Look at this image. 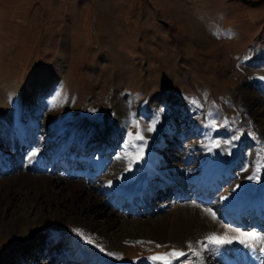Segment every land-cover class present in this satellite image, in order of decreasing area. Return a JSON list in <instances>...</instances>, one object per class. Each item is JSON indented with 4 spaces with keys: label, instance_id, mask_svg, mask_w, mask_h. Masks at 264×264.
Returning <instances> with one entry per match:
<instances>
[{
    "label": "rangeland",
    "instance_id": "374dc122",
    "mask_svg": "<svg viewBox=\"0 0 264 264\" xmlns=\"http://www.w3.org/2000/svg\"><path fill=\"white\" fill-rule=\"evenodd\" d=\"M199 35L207 41L202 44ZM259 108H264V0H0V264H152L148 257L174 244L126 238L122 245L131 257L116 262L112 231L90 228L84 224H94L93 218H76L69 213L72 205L49 201L41 182L51 179L50 189L58 193L74 183L83 186L76 208L93 192L101 202V213H92L97 221L109 215L144 220L155 216L156 205H191L199 201L194 197L209 194L204 180L216 171L199 177L202 188L194 197L190 193L192 199L166 197L174 186L172 197L186 198L187 180L181 177L191 186L195 170H185L198 158L203 171L219 167L214 159L207 162L215 154L225 158L231 175L222 176L209 202L217 222L232 233L234 225L224 223L231 216L219 199H232L236 185L248 194L264 191V173L257 172L260 183L247 179L258 164L264 168V117L253 114ZM134 119L141 129L158 119L155 131L143 133L147 145L139 163L128 155L138 151L133 142L142 143L135 141ZM212 119L219 131L206 127ZM234 131L243 134L233 147L226 141ZM80 138L91 139L86 143L91 148L80 151ZM159 143L165 148L157 159L163 167L145 177V169H138L157 158ZM77 158H88L87 168L78 169ZM101 159L104 164L95 171ZM72 170L78 177L69 175ZM127 173L124 184L145 177L146 189L127 190L142 196L158 192L150 209L146 198L136 216L110 201L117 197L113 186ZM14 179L18 186L7 188ZM148 181L156 184L148 189ZM207 257L210 264H225L218 255Z\"/></svg>",
    "mask_w": 264,
    "mask_h": 264
},
{
    "label": "bare ground",
    "instance_id": "6f19581e",
    "mask_svg": "<svg viewBox=\"0 0 264 264\" xmlns=\"http://www.w3.org/2000/svg\"><path fill=\"white\" fill-rule=\"evenodd\" d=\"M198 39L200 40V42L202 44L204 43L203 42L204 40L207 41V37H204L202 35L201 36L199 35ZM263 110H264V108L254 109L253 114L260 115V117L263 118L264 117ZM262 121H263L262 124H264V120H262ZM86 139H87V141H85ZM86 139L84 140V139L80 138L79 144H81V143L84 144V143H87L91 140V139L89 140V138H86ZM51 144H52V142H50V145ZM163 145H162V143L158 144L157 149H156V155H157L156 159L149 161L148 163H146L145 166L138 169L139 171H141V169H145V171L147 172V173H145V177L147 176V174H148V176H151L153 173L159 172L158 170H161V168L163 167V162H161V161L159 162V160H157L160 157L164 156L163 155V151H164L163 149H165V148ZM216 158H221V156L219 155V157H216ZM198 159H197V163H198ZM85 161L86 160H82L81 162L84 163ZM188 163L189 162L183 163L182 166L185 167V165H187ZM197 163L194 165L193 168H187L188 170L186 169L185 172L189 173L190 170L194 169L195 174H190V176L193 178H197L198 180H196V181H198V183H199V177L200 176H202L203 174L212 172V171H216L213 179L204 180V183L205 184L209 183L208 186L211 187V189H212L214 184L216 185L217 182L220 181V179H221L218 172H217V170H219V168L218 167L217 168L212 167V168L207 169V167H206V168H204L205 170L203 171L202 170L203 168L198 167ZM181 169L182 168L179 165H177L175 167V170H177V171L180 170L179 172H181ZM222 170H224V169H222ZM220 171H221V169H220ZM125 176H124V178H122L118 182L117 185L113 186L114 193H116L117 196L123 197L124 199H126L128 197V199H126L127 203H128V201L132 202V204H129L130 209H131V207L135 208L136 206H141V205L145 206L146 204L145 203L142 204V203L147 198L149 200V203H148V205H146V207L150 209L149 204L151 202L152 196H154V194H156L158 192L156 191L152 195H149V194H151L150 193L151 191L149 193L145 192L147 195L142 196L143 194L141 191L129 190V189L127 190V188H125V187L133 186V188H135V189L143 190V193H144V190H146V189H144L145 184L143 183V179L145 177L143 179H140L139 181H136V182H133L129 185H126V184H124L126 181L123 183V180L125 178H127L128 176H130V174L127 173ZM154 176H156V175H154ZM210 176H208V178H210ZM120 178H121V176H120ZM181 178H186L187 184L185 185V189H187V191L189 193L195 192V191L198 192L201 190L202 186L200 185V183L198 185L197 184L195 185L196 181H194V183L190 186V183L188 182L187 176L181 177ZM22 180L25 182V179H22ZM127 181H128V179H127ZM7 183H8L7 188L8 187L15 188L16 186H18V180L17 179H14L12 181H7ZM122 183H123V186H122ZM154 183L156 184V182L148 181L147 182L148 189L152 188L154 186ZM178 183L180 185L183 184V182H181V181ZM105 184L110 186V184H112V183H110L109 180H105ZM40 186H41L40 188H43L45 191H47V193L50 192V196L48 194L49 199H50L49 201H52L53 203H56V204H65L68 206L72 205L73 207L71 206V210L69 212L71 215L76 214L75 215L76 218L84 217V215H85V216H87L86 218L90 217L91 219L92 218L94 219V222H95L94 224H91V222L90 223L87 222V224H84V225H86L90 228H93L95 230H99L100 232H104V233H105V231H108V232L112 231L108 237L111 239V247H113V249L115 251L114 257L116 258V262L117 261L119 262V260L120 261L121 260L126 261L128 258L131 257V255L129 254V250H128L129 248H127L126 246L124 247L122 245V241H126V240H124L126 238H132V237L137 238L140 236L154 237L156 240H159L162 242H168V241L172 242L174 244L175 249H178V250L181 249V250L187 251V245L189 242H192L193 245L195 246L196 241L203 240L206 235L213 233V232L218 233V234H224L225 232H227V234L231 237H237L238 236L237 232L230 233L226 228L224 229V227L221 226L217 221L211 220V218L203 211V209H204L203 207L211 208L212 210H214V206H211L209 204H208L209 206H206L205 204L200 203L199 201H197V202L195 201V202L197 204L203 206V207L197 208L194 206L196 203H192L191 205H182V206H177V207L173 208L170 206L171 203H167V204H161L159 206H157V205L154 206L155 209H153L151 211H152V213H155V216L152 218H146L144 220H125V219L124 220H121V219L118 220V219H116V217H114V216L112 217L109 215L108 217L105 216L106 220L104 222H100V221H97V219H95L94 215L92 214L94 211L100 212V210H101V207H100L101 202L93 194V192H90L89 196L85 198L84 202L79 204L78 207L76 208V207H74V204L77 203L78 199H82L81 193L83 191V186H79L78 184L74 183L67 188V192H62L64 189L59 187L58 189H60V188L61 189H60V193H58L59 191L54 192L53 190L50 189L52 186V183H51V179H48V178L45 179V181H42ZM188 192H187V194H188ZM205 192H209V194H207L208 196L204 195L205 193L200 194V195H204V198L212 197L213 192H210L209 188H207ZM201 193H202V191H201ZM62 195H63V198H62ZM130 196H134V197L138 198V203L134 202V200L131 201ZM188 196H189V194L187 195V197ZM140 197H142L143 201L140 200ZM175 197L176 196H174L172 198L177 201V199H175ZM114 198L116 199L115 194H114ZM183 199H186V198H182V199L179 198L178 201L183 200ZM189 199H192L191 195L189 196ZM228 200L232 201L234 199H228L227 198L225 200L224 197H221L219 199V201L222 202L223 206L227 204ZM141 211L142 210H140V212L137 211L138 214H141ZM230 211L237 214V211H233L232 208H230ZM128 214L131 215L130 213H128ZM132 216H136V212H135V215H132ZM112 224H115L113 228H111ZM234 227L241 229L240 228L241 226H239L237 224H235ZM241 230H248V229L245 226V227H242ZM235 249L239 253L240 249L237 247ZM225 251H222L220 254H217V255L220 256V259L221 258L223 259L222 262H224L225 264H229L231 262L230 254L232 253V251H226V253H228V254H224ZM205 255L207 256V254H205ZM206 264H210L208 257L206 260Z\"/></svg>",
    "mask_w": 264,
    "mask_h": 264
},
{
    "label": "snow or ice",
    "instance_id": "6c2138e0",
    "mask_svg": "<svg viewBox=\"0 0 264 264\" xmlns=\"http://www.w3.org/2000/svg\"><path fill=\"white\" fill-rule=\"evenodd\" d=\"M195 103V102H194ZM158 123V119H154L153 121L149 122L143 129L140 127L139 120H133V126L136 127L137 131L135 134V141H140L142 143H135L131 145V147L138 149L137 152L129 153L128 155L135 156L136 159L135 163H139L143 161V148L147 145V140L144 136V132H153L156 130V124ZM226 125L227 121H223ZM210 129V132L219 131V125L217 120L212 119L206 125ZM209 133H205V135H210ZM243 133L237 134L236 131L233 132L232 136L228 138L226 141L229 145L235 146L234 141L240 139ZM128 137H132V133H127ZM249 136L254 137V133L249 132ZM220 141L217 140L216 144L219 145ZM231 155V151L228 152ZM35 155V153H33ZM129 162L128 170L132 169V163ZM244 171H248L247 168L243 169ZM257 172L264 173V168H262L259 164L257 168L253 171L251 175L247 177L249 180H255L257 183H260V176L257 175ZM236 188H240V185H236ZM236 189H233L235 191ZM228 197H224L226 200ZM195 207H201L199 204H195ZM203 211L211 218L213 221H217L219 217L217 216L216 212H214L211 208H204ZM225 227H227L225 225ZM232 232H237V237H231L225 232L224 234L218 233H210L204 237L203 240H198L195 242V246L192 242H189L187 245V251L185 250H178L175 248L170 249L164 253H157L153 256L148 257L147 259L152 262V264H176L178 261L179 264H206L207 256L205 254L211 255L213 258L220 254L222 251H232V246L234 243H238L242 245L245 249H248L251 253H253L257 259H261V264H264V232L256 231V230H241L238 228H231ZM83 236L82 233H79ZM88 243H92L91 239H87ZM137 243H143L142 241H137ZM151 243V242H149ZM157 248L159 247H167L162 245H156ZM101 252H104L105 249L100 248ZM111 255L110 253H107ZM192 257L196 258V261L193 262ZM187 258V259H183Z\"/></svg>",
    "mask_w": 264,
    "mask_h": 264
}]
</instances>
